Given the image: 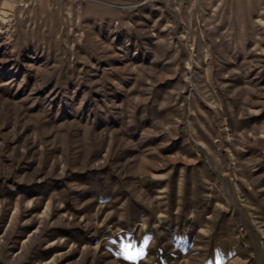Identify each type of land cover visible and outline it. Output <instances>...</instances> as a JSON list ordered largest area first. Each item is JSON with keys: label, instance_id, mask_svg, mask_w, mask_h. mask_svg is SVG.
I'll use <instances>...</instances> for the list:
<instances>
[{"label": "rangeland", "instance_id": "rangeland-1", "mask_svg": "<svg viewBox=\"0 0 264 264\" xmlns=\"http://www.w3.org/2000/svg\"><path fill=\"white\" fill-rule=\"evenodd\" d=\"M0 264H264V0H0Z\"/></svg>", "mask_w": 264, "mask_h": 264}, {"label": "built area", "instance_id": "built-area-1", "mask_svg": "<svg viewBox=\"0 0 264 264\" xmlns=\"http://www.w3.org/2000/svg\"><path fill=\"white\" fill-rule=\"evenodd\" d=\"M79 7H82V4H79Z\"/></svg>", "mask_w": 264, "mask_h": 264}, {"label": "flooded vegetation", "instance_id": "flooded-vegetation-1", "mask_svg": "<svg viewBox=\"0 0 264 264\" xmlns=\"http://www.w3.org/2000/svg\"><path fill=\"white\" fill-rule=\"evenodd\" d=\"M197 232H199V227L197 228Z\"/></svg>", "mask_w": 264, "mask_h": 264}, {"label": "crops", "instance_id": "crops-1", "mask_svg": "<svg viewBox=\"0 0 264 264\" xmlns=\"http://www.w3.org/2000/svg\"><path fill=\"white\" fill-rule=\"evenodd\" d=\"M123 12H124V13H126V11H125V10H123ZM124 13H123V14H124Z\"/></svg>", "mask_w": 264, "mask_h": 264}]
</instances>
